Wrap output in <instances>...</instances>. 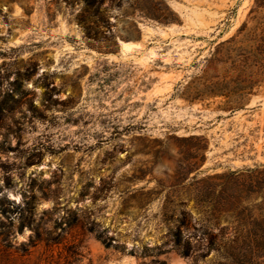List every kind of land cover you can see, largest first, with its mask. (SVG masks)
Instances as JSON below:
<instances>
[{
  "label": "rangeland",
  "instance_id": "374dc122",
  "mask_svg": "<svg viewBox=\"0 0 264 264\" xmlns=\"http://www.w3.org/2000/svg\"><path fill=\"white\" fill-rule=\"evenodd\" d=\"M256 3L106 0L89 38L78 0H0V264H225L185 255L175 219L200 227L223 175L264 163V84L240 106L184 92Z\"/></svg>",
  "mask_w": 264,
  "mask_h": 264
},
{
  "label": "trees",
  "instance_id": "16d2710c",
  "mask_svg": "<svg viewBox=\"0 0 264 264\" xmlns=\"http://www.w3.org/2000/svg\"><path fill=\"white\" fill-rule=\"evenodd\" d=\"M78 1L84 8L77 19L86 30V36L91 38L94 29L91 25L100 19L101 7L106 0ZM256 2L251 12L264 8V0ZM146 9V15L158 21L167 23L175 20L162 14L155 6ZM219 64L223 65L222 73L216 71ZM208 68L213 72L209 74L206 70L198 81L187 87L184 95L190 100L224 96L227 103L243 104L255 88L264 84V23L248 28L245 22L234 35L220 41L208 60ZM192 138L204 141L200 148L207 147L205 138ZM197 166L198 162L192 164V168ZM182 174L186 175L185 172ZM223 177V194H205L206 218L200 227L193 226L192 215L188 211L175 219V244L185 255L192 256L193 237L196 243L206 244L209 252L214 250L222 256L225 264H264V163L232 170ZM32 195L35 197V194ZM32 203L31 199H26L19 211L22 225L26 223L24 214L31 211ZM8 212L9 209L1 202V215L7 217ZM222 220L226 222L224 225H221ZM192 227L195 232L184 235V229ZM89 230L96 231L94 227H89ZM96 235L107 245L112 243V238L104 231H96Z\"/></svg>",
  "mask_w": 264,
  "mask_h": 264
},
{
  "label": "bare ground",
  "instance_id": "6f19581e",
  "mask_svg": "<svg viewBox=\"0 0 264 264\" xmlns=\"http://www.w3.org/2000/svg\"><path fill=\"white\" fill-rule=\"evenodd\" d=\"M123 44H124V46H125L126 48H129V47H130V42H123Z\"/></svg>",
  "mask_w": 264,
  "mask_h": 264
},
{
  "label": "water",
  "instance_id": "95a60500",
  "mask_svg": "<svg viewBox=\"0 0 264 264\" xmlns=\"http://www.w3.org/2000/svg\"><path fill=\"white\" fill-rule=\"evenodd\" d=\"M126 262H127V261L124 260V259L119 261V263H123V264L126 263Z\"/></svg>",
  "mask_w": 264,
  "mask_h": 264
},
{
  "label": "clouds",
  "instance_id": "9594fccd",
  "mask_svg": "<svg viewBox=\"0 0 264 264\" xmlns=\"http://www.w3.org/2000/svg\"><path fill=\"white\" fill-rule=\"evenodd\" d=\"M17 199H19L18 197H17ZM45 207H47V205H45ZM27 231V230H26ZM21 239H24L23 237H21Z\"/></svg>",
  "mask_w": 264,
  "mask_h": 264
}]
</instances>
